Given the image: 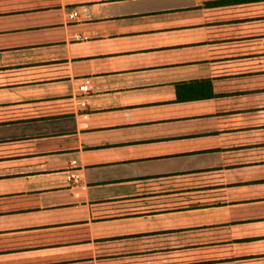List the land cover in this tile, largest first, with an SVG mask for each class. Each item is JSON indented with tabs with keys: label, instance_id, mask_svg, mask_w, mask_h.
Listing matches in <instances>:
<instances>
[{
	"label": "crops",
	"instance_id": "0c3cea01",
	"mask_svg": "<svg viewBox=\"0 0 264 264\" xmlns=\"http://www.w3.org/2000/svg\"><path fill=\"white\" fill-rule=\"evenodd\" d=\"M0 264H264V0H0Z\"/></svg>",
	"mask_w": 264,
	"mask_h": 264
},
{
	"label": "built area",
	"instance_id": "2783aa9c",
	"mask_svg": "<svg viewBox=\"0 0 264 264\" xmlns=\"http://www.w3.org/2000/svg\"><path fill=\"white\" fill-rule=\"evenodd\" d=\"M70 19H74L75 17H77V13H72L70 14ZM89 92V87L87 84H84L80 87V96L79 100H78V105L82 110H85V108L88 106V100H87V95ZM83 119L86 121L89 118L88 114H82ZM83 127H86V123H83ZM72 179H74L75 181H77L79 179V175L78 174H73L72 175Z\"/></svg>",
	"mask_w": 264,
	"mask_h": 264
},
{
	"label": "trees",
	"instance_id": "16d2710c",
	"mask_svg": "<svg viewBox=\"0 0 264 264\" xmlns=\"http://www.w3.org/2000/svg\"><path fill=\"white\" fill-rule=\"evenodd\" d=\"M201 97V96H199ZM202 97H214L213 94H210V95H202Z\"/></svg>",
	"mask_w": 264,
	"mask_h": 264
}]
</instances>
